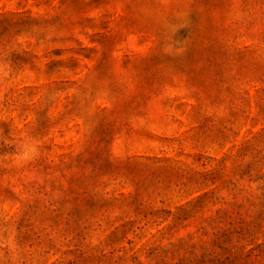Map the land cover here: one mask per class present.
<instances>
[{
    "label": "rangeland",
    "instance_id": "1",
    "mask_svg": "<svg viewBox=\"0 0 264 264\" xmlns=\"http://www.w3.org/2000/svg\"><path fill=\"white\" fill-rule=\"evenodd\" d=\"M0 264H264V0H0Z\"/></svg>",
    "mask_w": 264,
    "mask_h": 264
}]
</instances>
